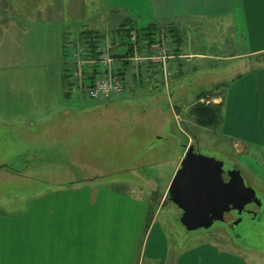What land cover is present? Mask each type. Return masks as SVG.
Instances as JSON below:
<instances>
[{
    "label": "rangeland",
    "instance_id": "374dc122",
    "mask_svg": "<svg viewBox=\"0 0 264 264\" xmlns=\"http://www.w3.org/2000/svg\"><path fill=\"white\" fill-rule=\"evenodd\" d=\"M101 1L0 0V263L66 264L81 257L88 264H157V255L165 254L173 264L185 253L183 264H264V154H238L222 135V120L201 126L191 112L195 104L220 102L239 74L262 68L264 52L231 68L245 50L231 31L199 20L155 23L161 38L182 37L179 44L165 41L175 56L168 85L154 63L135 65L130 59L122 94L93 99L68 75L72 43L90 30L106 40L123 37L119 25L125 19L134 28L148 25L144 12L114 18ZM138 40L131 55L147 51ZM190 145L221 160L225 170L240 169L260 193L256 218L246 213L249 200L233 228L235 213L208 228L185 229L168 186ZM82 187L123 194L138 213L110 202L98 209L93 201L76 205L72 197L49 196ZM53 202L69 224L50 216ZM151 223L154 248L148 244L145 253ZM215 248L228 256L211 254Z\"/></svg>",
    "mask_w": 264,
    "mask_h": 264
},
{
    "label": "crops",
    "instance_id": "0c3cea01",
    "mask_svg": "<svg viewBox=\"0 0 264 264\" xmlns=\"http://www.w3.org/2000/svg\"><path fill=\"white\" fill-rule=\"evenodd\" d=\"M101 2L103 9L110 10L109 16L114 18L117 16L118 19H121V14H125L128 17V14L131 15L132 11L139 10L140 12L138 13L143 14L144 12L146 14L148 24L158 23L183 26L199 20L201 22H214L222 26L223 30L232 32L234 40L238 45H242V49L245 46V50H242L236 56L239 60L231 62L229 66L231 68L242 64L243 60L240 58L264 52V0H102ZM168 37L166 36L165 38L166 42L173 40V37H170V35ZM179 39L182 41V37ZM167 45L170 48V44ZM194 56L200 55L194 54ZM146 64L148 65L149 63ZM175 73H178V71H175ZM239 75V78L233 79V84L225 94V97L219 100L222 103V135L233 142L238 154L250 156V152L254 151V149L260 154H264V66L252 72ZM260 165L262 166V164ZM247 170L249 172V167ZM243 178L246 180L244 174ZM81 180L85 179L82 178ZM64 195L72 197L74 200L71 202H76V205H81V201H88L89 205V202L93 201V206L100 209L102 203L110 202L118 208L121 206L129 213L134 211V206L127 196L104 188L96 192L92 189L85 190L84 187L77 188V190L54 191L49 196L54 197V199L59 198L60 200ZM125 202L130 203L126 204ZM39 207L37 206L36 209ZM57 210L58 205L53 202L50 216L57 217L60 225L64 223L69 224L70 221L67 220L65 222V218L60 216L56 212ZM137 210L135 209L136 213H138ZM42 216L41 214L40 218ZM142 216H144V212ZM141 222L142 218L140 219ZM153 225L154 223H151L148 230H146L148 241L145 253L147 252L148 244L152 245L149 243V237L152 228H154ZM162 240L161 243L165 249V253H167L168 250L164 246V240L163 242ZM77 246L73 247L76 249ZM152 248H154L153 245L151 246V250ZM200 248L203 254L209 253L207 248ZM151 252L148 258L153 261L156 257ZM214 252L228 256L226 252L219 251L216 248L210 251L211 254ZM185 255V253L183 256L179 255L173 264H183ZM229 257L232 260L234 258L233 256ZM78 258L80 260L81 257ZM79 260L66 262V264L89 263L84 258ZM157 261V264H170L169 257L166 258L165 254H158ZM123 263L129 264V261L124 260ZM0 264L7 263L1 262Z\"/></svg>",
    "mask_w": 264,
    "mask_h": 264
},
{
    "label": "water",
    "instance_id": "95a60500",
    "mask_svg": "<svg viewBox=\"0 0 264 264\" xmlns=\"http://www.w3.org/2000/svg\"><path fill=\"white\" fill-rule=\"evenodd\" d=\"M168 199L181 210L179 221L188 231L223 221L229 211L241 213L249 200L253 204L248 213L253 216L261 205L255 190L244 183L239 171L223 169L221 160L199 154L192 145L170 181Z\"/></svg>",
    "mask_w": 264,
    "mask_h": 264
},
{
    "label": "built area",
    "instance_id": "2783aa9c",
    "mask_svg": "<svg viewBox=\"0 0 264 264\" xmlns=\"http://www.w3.org/2000/svg\"><path fill=\"white\" fill-rule=\"evenodd\" d=\"M108 38L109 40H106V36H103L97 42L94 50L89 47V42L84 40L72 43L69 57L71 68L68 75L80 84L82 91L88 97L108 101L121 95L124 91L125 80L118 62L126 59L133 60L135 65L151 61L157 62L161 75L167 83L173 73L171 62L175 56L168 52L164 39L153 44L147 52L141 55L134 54L130 55L131 57L118 58L113 56V52L121 46L119 36L111 37L108 35ZM131 41L135 42V35L131 37ZM92 51L96 54L92 55ZM133 52H136L135 48Z\"/></svg>",
    "mask_w": 264,
    "mask_h": 264
},
{
    "label": "trees",
    "instance_id": "16d2710c",
    "mask_svg": "<svg viewBox=\"0 0 264 264\" xmlns=\"http://www.w3.org/2000/svg\"><path fill=\"white\" fill-rule=\"evenodd\" d=\"M122 21H120L119 26L124 27L125 35L123 37H120L119 39H120L121 46H126V51L123 53H118L115 50V52H113V56L118 57V58L123 57V56H130L134 51V44L136 46H138V44H137L139 42L138 39H141V41H142L140 49H143L142 50L143 52L145 50L148 51L152 47L153 44L161 41V35L163 33H162L161 28L156 26L155 23L148 24L147 26L139 29V28H134L135 26H134L131 19H125V21H123L124 23H122ZM131 32H133V33L135 32V34H134L135 35V42H132L131 40L129 41V39H128V38H130ZM102 37H103V34L100 33L99 31L90 30L83 37V40L89 42V47L94 50L97 42H99V40ZM170 37H173L172 42H174L175 44H179L180 36L178 33H173L172 35H170ZM167 43H168V41H167ZM167 48H168V52L170 53L171 51L169 50L168 45H167ZM95 54L96 53H94V51H92V55H95ZM174 61L175 60L173 59L172 62H174ZM151 62L154 63L152 66L153 68H154V66L158 68L157 62H153V61H151ZM118 63L121 66V74L124 76V80H125L126 77H128V72L126 70V67H124V64L127 65L129 62H127V59H126V60H122V62L119 61ZM136 73H138V72H136ZM64 75H66L65 72H64ZM168 81H167V83H165V81H164V84L166 86L168 85ZM191 112L193 113V115L195 117V121L198 125L213 127L217 123H220L222 120V103L218 102V103H211L208 105H202V104L198 103V104H195L194 106H192Z\"/></svg>",
    "mask_w": 264,
    "mask_h": 264
},
{
    "label": "flooded vegetation",
    "instance_id": "af4514ba",
    "mask_svg": "<svg viewBox=\"0 0 264 264\" xmlns=\"http://www.w3.org/2000/svg\"><path fill=\"white\" fill-rule=\"evenodd\" d=\"M229 169H235V170L239 171V173L242 175L240 169H238L236 166L231 167V168H229ZM242 177H243V175H242ZM243 179H244V178H243ZM244 183H245L246 185L251 186V187L255 190V195H257V194H256V193H257V190H256L255 187H253V186L250 185L249 183H246L245 180H244ZM257 196H259L257 199L261 202L260 193H258ZM251 204H253V202H251L249 205H251ZM249 210H250V208L248 207V209L246 210V211H247L246 213H248ZM244 211H245V209H243V211H242L241 213H238L236 210H232V211H229V212L225 213L224 216H225L226 214H231V213L234 214V213H235V214L237 215V218H236V219H239V218H240V215H241ZM244 213H245V212H244ZM249 215L254 219V218L257 217L258 212H257V214L254 215V216H253L251 213H249ZM236 219H233V220H232V223L229 224V227L233 228V226L235 225L234 222L236 221ZM216 222H217V221H216ZM219 222H223V221H219Z\"/></svg>",
    "mask_w": 264,
    "mask_h": 264
}]
</instances>
